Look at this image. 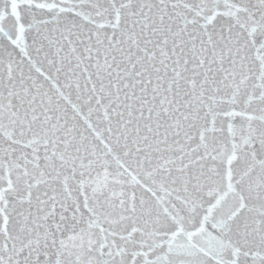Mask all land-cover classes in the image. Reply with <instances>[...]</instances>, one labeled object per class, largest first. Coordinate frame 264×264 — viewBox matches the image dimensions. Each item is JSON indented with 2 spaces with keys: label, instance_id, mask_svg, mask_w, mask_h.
Returning a JSON list of instances; mask_svg holds the SVG:
<instances>
[{
  "label": "snow or ice",
  "instance_id": "1",
  "mask_svg": "<svg viewBox=\"0 0 264 264\" xmlns=\"http://www.w3.org/2000/svg\"><path fill=\"white\" fill-rule=\"evenodd\" d=\"M0 264H264V0H0Z\"/></svg>",
  "mask_w": 264,
  "mask_h": 264
}]
</instances>
